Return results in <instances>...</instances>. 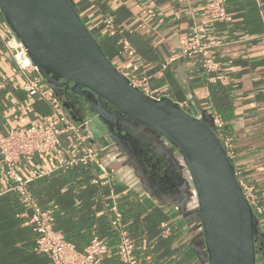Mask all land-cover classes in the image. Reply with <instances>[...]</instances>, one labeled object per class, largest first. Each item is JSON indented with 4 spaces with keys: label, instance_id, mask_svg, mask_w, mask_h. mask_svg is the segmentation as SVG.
<instances>
[{
    "label": "crops",
    "instance_id": "1",
    "mask_svg": "<svg viewBox=\"0 0 264 264\" xmlns=\"http://www.w3.org/2000/svg\"><path fill=\"white\" fill-rule=\"evenodd\" d=\"M72 1L121 72L131 79L146 77L154 97L188 100L194 116L216 113L223 118L221 134L232 138L231 160L238 178L253 185L264 204V0H226L225 14L217 19L206 13L205 0ZM106 14L115 18L118 33L114 37L103 29ZM5 21L0 9V131L7 133L42 122L56 108L68 109L43 84L48 99L20 88L23 76L13 70L15 62L4 43ZM195 22L208 26L211 38L222 42L216 48L219 72H206L197 54H181ZM120 37L131 43L129 52H118ZM219 74L226 80L218 79ZM67 97L76 123L90 135L111 183H93L89 167L58 168L75 154L73 144L64 139L59 152L24 157L17 165L24 177L51 170L29 182V188L44 209L54 211L55 228L81 250L95 233L114 246L118 234L108 217L113 188L143 264H206L198 201L176 148L140 127L138 135L150 139L152 148L143 144L144 150L136 152L82 98ZM145 154L158 174L150 171ZM100 177L105 180L107 175L100 172ZM13 185L0 168V191H4L0 196V264H51L46 255L34 251L38 234L25 224L30 211L20 202L19 191H6ZM178 204L183 211L176 209ZM163 221L170 226L168 232ZM260 225L264 231V220ZM103 264L123 263L112 249Z\"/></svg>",
    "mask_w": 264,
    "mask_h": 264
},
{
    "label": "water",
    "instance_id": "2",
    "mask_svg": "<svg viewBox=\"0 0 264 264\" xmlns=\"http://www.w3.org/2000/svg\"><path fill=\"white\" fill-rule=\"evenodd\" d=\"M5 20L23 42L39 73L73 118L68 94L86 99L125 137L143 146L140 127L167 140L181 155L198 201L206 264H259L264 231L244 195L235 167L210 117L194 116L168 96L135 86L108 57L72 0H0ZM93 97L115 106L122 126ZM183 211L182 205H177Z\"/></svg>",
    "mask_w": 264,
    "mask_h": 264
},
{
    "label": "built area",
    "instance_id": "3",
    "mask_svg": "<svg viewBox=\"0 0 264 264\" xmlns=\"http://www.w3.org/2000/svg\"><path fill=\"white\" fill-rule=\"evenodd\" d=\"M148 1L153 3L154 0ZM205 2V11L213 19L220 18L225 14L226 0H205ZM102 26L105 34L109 37H114L118 33L115 18L111 14L104 16ZM4 27L7 30L4 43L15 62L13 70L21 72L23 76V81L19 84L20 88L40 99H48L42 87L43 77L33 74L39 71L27 48L7 21L4 22ZM116 44L120 54L132 49L131 43L123 37H120ZM221 44L220 40L211 38L208 26L195 22L192 27L191 38L182 45L181 54L187 57H193L197 54L200 56L202 67L206 72H219L221 64L216 56V48ZM134 68L137 69L136 66ZM217 78L222 81L226 80L222 74H219ZM130 80L145 93L152 95L146 77L130 78ZM1 86H3L2 82H0ZM179 103L189 112L191 104L188 100ZM212 119L214 127L220 133L227 154L232 159L234 156L232 138L221 134L224 120L216 113H212ZM63 139L73 144L75 154L66 159L58 168H69L75 165L89 167L92 171L93 183H111L109 171L101 162L97 149L89 141L90 135L81 130L80 125L76 123L65 108H56L49 118H45L40 123L14 128L7 133L0 131V168L14 183L6 191L18 190L20 202L26 210L30 211L25 224L30 225L38 234L34 251L46 255L51 260V264H103L104 256H109L111 250L114 249L115 255L123 264H143L142 257L136 252V241L124 225V215L119 200L115 198L113 188L111 189L113 200L108 217L110 226L118 234V241L114 246H111L99 234L95 233L88 245L82 250L55 228L54 211L51 208L44 209L38 200L32 196L29 182L51 170L35 172L30 177H24L17 169L18 163L24 157L32 154L61 151ZM100 172L107 175L105 180L101 179ZM236 175L238 177L237 172ZM238 180L261 224V221L264 220V204L260 202L253 185L239 178ZM3 193L4 191H0V196ZM176 209L178 210L179 207L176 206ZM161 224L167 232L170 230L168 222L163 221ZM147 257L151 261V257Z\"/></svg>",
    "mask_w": 264,
    "mask_h": 264
},
{
    "label": "flooded vegetation",
    "instance_id": "4",
    "mask_svg": "<svg viewBox=\"0 0 264 264\" xmlns=\"http://www.w3.org/2000/svg\"><path fill=\"white\" fill-rule=\"evenodd\" d=\"M78 96V95H76ZM89 96L91 98H93L97 103L101 104L103 108H105L107 111H109L110 113H113L115 115V119H117L118 121H120V124H122V126H129L130 123L128 120H125L122 118V116H120V113L118 112V109L115 106H112L111 104L105 102L104 100L98 98V97H93L92 95L89 94ZM80 98H82L81 96H78ZM83 101H85L91 108H93V106H91V104L84 98H82ZM93 110L98 114V112L95 110V108H93ZM98 116L104 120L99 114ZM105 121V120H104ZM106 122V121H105ZM107 123V122H106ZM108 124V123H107ZM126 124V125H125ZM109 125V124H108ZM110 126V125H109ZM111 127V126H110ZM111 129L113 130V133L115 135H117L120 139H122L123 142H125L132 150L136 151V152H141V150H144L141 143L135 138V137H125L123 134H121L116 128L113 129L111 127ZM148 156L145 154L144 158L145 162L147 164V166H149L150 171L153 173H155L156 170H154V163L152 160H148ZM156 173L158 174V172L156 171ZM257 260L258 262L260 261L261 264H264V254L263 251L258 250L257 253Z\"/></svg>",
    "mask_w": 264,
    "mask_h": 264
},
{
    "label": "rangeland",
    "instance_id": "5",
    "mask_svg": "<svg viewBox=\"0 0 264 264\" xmlns=\"http://www.w3.org/2000/svg\"><path fill=\"white\" fill-rule=\"evenodd\" d=\"M42 84L45 86V88H47V89H48V87H49V86H48V84H47V83H45V82H42ZM49 88H50V87H49ZM258 263H259V264H261V262H260V261H259Z\"/></svg>",
    "mask_w": 264,
    "mask_h": 264
},
{
    "label": "trees",
    "instance_id": "6",
    "mask_svg": "<svg viewBox=\"0 0 264 264\" xmlns=\"http://www.w3.org/2000/svg\"><path fill=\"white\" fill-rule=\"evenodd\" d=\"M102 45V44H101ZM102 47H103V45H102ZM103 49H104V47H103ZM104 51H105V49H104Z\"/></svg>",
    "mask_w": 264,
    "mask_h": 264
}]
</instances>
